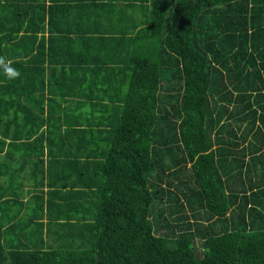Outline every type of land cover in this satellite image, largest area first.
<instances>
[{"label":"trees","instance_id":"1","mask_svg":"<svg viewBox=\"0 0 264 264\" xmlns=\"http://www.w3.org/2000/svg\"><path fill=\"white\" fill-rule=\"evenodd\" d=\"M124 1L0 0V58L20 72L0 67V125H15L0 156L47 124L60 74L92 72L58 56L60 14L85 25L88 8L97 25L107 11L132 33L120 58L101 41L127 92L93 154L87 211L66 225L49 206L46 224L0 218V264H264V0Z\"/></svg>","mask_w":264,"mask_h":264},{"label":"crops","instance_id":"2","mask_svg":"<svg viewBox=\"0 0 264 264\" xmlns=\"http://www.w3.org/2000/svg\"><path fill=\"white\" fill-rule=\"evenodd\" d=\"M110 1L117 9H122L125 2ZM80 14L82 16L76 17H84L85 25L68 24L59 15V29L69 41L68 45L58 48V56L92 72L81 74V82L72 80L70 72L68 77L60 74V78L67 81L53 87L56 89L52 92L44 93L42 108L44 118L49 114L47 124L43 123L41 128L39 122L37 134H33L29 141L23 137V131L15 138L16 141L5 140L7 149L14 145L0 156V218L7 225H26L31 223V219L36 224H46L48 206L61 211L56 212V215L63 216L59 217L57 225L75 224L81 215L79 206L86 205L83 209L87 211L90 205H87V193L90 192L87 184L97 160L93 154L98 149H109L106 141L108 131H111L109 113L113 112L112 103L125 98L127 92L125 73L112 59L120 58L124 52L119 48L120 39L132 33L114 13L100 12L97 25L91 21L94 14L88 8ZM105 39L112 41L107 44L109 49L113 45L118 48V53L111 50L115 56L110 60L106 56L107 49L101 48V41ZM38 65L41 68V56ZM44 67V79L47 80L52 77V72L48 63ZM38 111H41V106H38ZM2 121L0 129H6L11 123ZM27 143L32 145L28 148ZM41 205L44 209L42 219Z\"/></svg>","mask_w":264,"mask_h":264},{"label":"clouds","instance_id":"3","mask_svg":"<svg viewBox=\"0 0 264 264\" xmlns=\"http://www.w3.org/2000/svg\"><path fill=\"white\" fill-rule=\"evenodd\" d=\"M0 67H2L4 76L9 79H16L20 76V72L6 63L2 58H0Z\"/></svg>","mask_w":264,"mask_h":264}]
</instances>
